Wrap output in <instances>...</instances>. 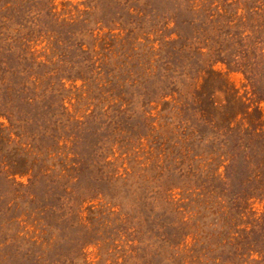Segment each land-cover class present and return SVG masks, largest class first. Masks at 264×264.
<instances>
[{"label": "rangeland", "instance_id": "obj_1", "mask_svg": "<svg viewBox=\"0 0 264 264\" xmlns=\"http://www.w3.org/2000/svg\"><path fill=\"white\" fill-rule=\"evenodd\" d=\"M0 24L3 84L61 105L0 97V264H264V0H0Z\"/></svg>", "mask_w": 264, "mask_h": 264}, {"label": "trees", "instance_id": "obj_2", "mask_svg": "<svg viewBox=\"0 0 264 264\" xmlns=\"http://www.w3.org/2000/svg\"><path fill=\"white\" fill-rule=\"evenodd\" d=\"M0 28H2V24H0ZM15 35H12L9 37L8 35H5L4 32H0V43L5 46V49L9 52H15L17 50L18 46H14L13 44L17 41L15 38ZM20 49V46H19ZM18 53V52H15ZM17 58H19V55L17 54ZM38 65H42L41 63ZM170 79V78H169ZM168 79V80H169ZM205 80V79H204ZM0 82L2 83L0 86V97H4L8 100L9 94L11 92V95L15 94L16 96H20V94L25 93L27 96L25 100L28 102L29 109L32 110V106L35 102L40 104L39 106L36 105V112H34L30 117L29 120L32 119L34 122L44 123V125L47 123L49 124L50 118H54V121L57 122L58 120L61 121L59 110L61 108L60 100H58L59 92L58 87L54 86V84L50 83V79L47 80L41 79V76H35L33 80L23 83H13V87L10 90L7 85L3 84V80L0 79ZM19 94V95H18ZM43 102V104H41ZM47 104V106L44 105ZM39 109V110H38ZM4 115L8 118V120L11 122L13 120V115L11 112H4ZM46 117H48L46 119ZM59 121V122H60ZM46 124V125H47ZM24 160V159H23ZM226 245L229 246L231 250H233L234 253H236V250L238 247L234 245L232 242H226Z\"/></svg>", "mask_w": 264, "mask_h": 264}]
</instances>
